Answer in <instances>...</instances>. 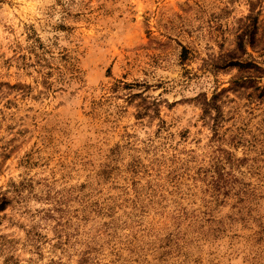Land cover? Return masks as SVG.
Instances as JSON below:
<instances>
[{
  "label": "rangeland",
  "instance_id": "374dc122",
  "mask_svg": "<svg viewBox=\"0 0 264 264\" xmlns=\"http://www.w3.org/2000/svg\"><path fill=\"white\" fill-rule=\"evenodd\" d=\"M0 264H264V0H0Z\"/></svg>",
  "mask_w": 264,
  "mask_h": 264
},
{
  "label": "trees",
  "instance_id": "16d2710c",
  "mask_svg": "<svg viewBox=\"0 0 264 264\" xmlns=\"http://www.w3.org/2000/svg\"><path fill=\"white\" fill-rule=\"evenodd\" d=\"M6 204L5 198L4 197H0V209L4 208Z\"/></svg>",
  "mask_w": 264,
  "mask_h": 264
}]
</instances>
